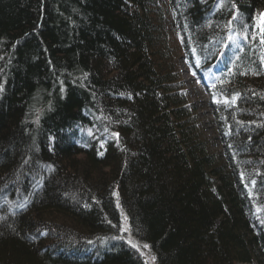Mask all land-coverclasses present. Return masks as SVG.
I'll return each instance as SVG.
<instances>
[{"label":"trees","instance_id":"obj_1","mask_svg":"<svg viewBox=\"0 0 264 264\" xmlns=\"http://www.w3.org/2000/svg\"><path fill=\"white\" fill-rule=\"evenodd\" d=\"M263 12L0 0V264H147L123 217L157 264H264ZM174 35L227 98L213 105L220 151Z\"/></svg>","mask_w":264,"mask_h":264},{"label":"rangeland","instance_id":"obj_2","mask_svg":"<svg viewBox=\"0 0 264 264\" xmlns=\"http://www.w3.org/2000/svg\"><path fill=\"white\" fill-rule=\"evenodd\" d=\"M162 8L167 5V0H158ZM264 13V12H263ZM172 45L174 47L173 64L176 73L180 76L184 85V91L188 95L189 103L195 108L200 122L201 133L203 137L209 140L212 149L220 151L223 147L222 134L217 118L215 116L214 104L217 102H225L227 98L212 92L210 87V77L204 71H201L196 63L192 66L185 53L181 50L179 39L173 36ZM122 228L125 236L135 245L144 256L147 264H157L148 247L144 243L134 239L128 229L126 218L123 217ZM248 264V263H237ZM252 264H258L254 262Z\"/></svg>","mask_w":264,"mask_h":264},{"label":"snow or ice","instance_id":"obj_3","mask_svg":"<svg viewBox=\"0 0 264 264\" xmlns=\"http://www.w3.org/2000/svg\"><path fill=\"white\" fill-rule=\"evenodd\" d=\"M262 43H264V39L261 40ZM118 136V134H115ZM133 247H135V245H133ZM145 247H147V245H145Z\"/></svg>","mask_w":264,"mask_h":264}]
</instances>
